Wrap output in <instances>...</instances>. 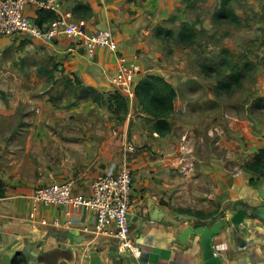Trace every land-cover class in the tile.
<instances>
[{"label": "crops", "instance_id": "1", "mask_svg": "<svg viewBox=\"0 0 264 264\" xmlns=\"http://www.w3.org/2000/svg\"><path fill=\"white\" fill-rule=\"evenodd\" d=\"M61 3L62 13L72 19L77 4L90 6L93 15L85 17L88 30L108 28L113 31L114 27L117 34L120 30L125 32L118 35L121 38L129 33L124 16V21L118 25L115 22L114 12H118L119 7L111 0H61ZM86 62L89 67L77 71L82 84L103 94L112 93L109 90L116 87L113 78L118 67L117 53L102 48L94 58L88 56ZM111 74L115 76L112 78ZM126 98L129 113L133 107L142 113L135 95ZM22 101L29 104L32 115L11 117V121L22 124L17 135L22 141L10 142L0 154V264H13L19 253L26 256L29 264L30 259H34L30 251L38 254L35 264H204L200 236L191 235L187 241H182V232L188 225L198 227L219 220L223 221V227L213 236L212 246L223 264H264V221L252 215L255 208L264 205L261 196L264 190V144L261 146L258 140L252 143V153L256 154L249 161L254 163L261 157L260 171L247 170L245 166V171L229 174L220 161L216 165H206L202 164L203 160L196 168L198 158L194 153L184 154L179 149L178 157H174L178 149L168 153L164 142L168 135L161 137L152 133L143 139L145 147L136 146L134 152H127L128 141L140 138L138 134L131 137L130 122L115 129L114 122L106 121L108 117L100 119L98 113H91L92 110L81 122L76 119L73 123L69 117L60 116L66 120L67 135L52 133L49 123L59 118L52 116L49 100L31 97ZM14 102L11 107L19 113V101ZM84 104L85 100H82L73 108L85 112ZM37 108H40L39 112ZM43 111L44 115L41 114ZM5 124L2 129L6 128ZM259 128L264 137V123ZM7 137L10 135L3 136ZM182 156L188 159L185 165L190 166L188 179L181 175L184 181L179 176ZM124 165L130 168L133 176L130 224L131 236L141 250L138 259L121 253L119 241L113 235L95 233L96 218L92 211L83 207L37 206L31 200L37 185L70 179L75 180L74 193L90 195V186L96 177L110 171L117 173ZM195 168L201 173L198 177H192L196 174ZM200 178L208 187V199L199 197L198 189L203 188ZM212 184L214 191L209 188ZM184 192L185 200H181L180 195ZM179 205L191 209V213ZM240 210H244V218L235 224L232 218ZM198 211L213 215L199 218L195 215ZM54 251L59 253L44 256Z\"/></svg>", "mask_w": 264, "mask_h": 264}, {"label": "rangeland", "instance_id": "2", "mask_svg": "<svg viewBox=\"0 0 264 264\" xmlns=\"http://www.w3.org/2000/svg\"><path fill=\"white\" fill-rule=\"evenodd\" d=\"M111 1L119 7L118 12H114L115 22L118 25L126 18V29L129 30L127 36L121 38L118 35L125 32L120 30L117 34V29L112 28L118 41V59L138 65L137 81L143 75L162 74L178 92L177 110L172 117L173 130L164 140L168 153L178 149L173 155L177 158L180 147H185L188 153L197 156L196 168L204 160L202 164L206 165H216L220 161L229 174L239 173L242 169L245 171L246 163L256 154L252 153V143L258 140L261 146L264 144L259 128L264 123V108L257 105V99L264 97V0H234L238 23L215 21L214 14L221 0ZM183 22H187L195 32V43L191 46L179 40ZM158 25L170 30L171 34L157 37L155 29ZM87 57L82 44L69 39L46 44L23 34L0 35V154L4 146L7 148L10 142L19 140L18 129L22 124L11 121V117L26 118L24 114L30 115L29 104L22 100L31 97L47 98L51 103L52 116L59 118L49 123L52 133L67 135L66 120L60 116L69 117L73 123L76 119L81 122L92 110L91 113H98L100 119L108 117L106 121L114 122L115 129H121L127 121L130 122L131 137L135 134L140 137L134 142L131 139V142L137 148L145 147L143 139L152 136L145 115L134 107L130 117V113L127 117L114 114L115 104L108 98L115 91H120L114 80L118 90L115 87L109 90L112 93H104L107 101L101 105L81 99L73 94L70 87H65L68 78L73 80L71 76L77 75L78 70L89 67ZM237 72L244 77L241 86L234 88L232 93L218 90L220 80H227ZM113 75L110 76L113 78ZM82 100H85L82 105L85 112H80L78 107L73 108ZM14 101H19L17 108L20 114L11 107L16 103ZM41 114L44 115V111ZM4 124L7 126L2 129ZM7 135L10 137L3 138ZM196 168L192 177L201 174ZM180 173L183 181V177L188 179L186 173ZM202 186L200 190L197 188L199 197L208 199V187L203 181ZM209 188L210 191L215 190L213 184ZM180 196L185 200L186 193ZM179 208L189 209L181 205Z\"/></svg>", "mask_w": 264, "mask_h": 264}, {"label": "built area", "instance_id": "3", "mask_svg": "<svg viewBox=\"0 0 264 264\" xmlns=\"http://www.w3.org/2000/svg\"><path fill=\"white\" fill-rule=\"evenodd\" d=\"M38 11L55 12L57 17L39 25L35 20ZM16 34H23L46 44L62 38L80 42L91 59L102 48L113 53L118 51V41L111 29L89 31L86 19H72L62 13L61 0H0V35ZM139 72L140 68L135 63L118 59L117 73L113 80L125 97L135 95ZM180 149L184 154L188 151L185 147ZM125 150L134 152L136 147L129 140ZM186 160V156L180 158V171L188 174V167L184 163ZM74 188V179L41 183L35 187L31 200L37 206L72 209L83 207L92 211L96 218L95 233L113 235L119 241L121 253L138 259L141 250L131 236L133 176L130 168L124 165L117 173L110 171L96 177L91 183L90 195L76 194Z\"/></svg>", "mask_w": 264, "mask_h": 264}, {"label": "trees", "instance_id": "4", "mask_svg": "<svg viewBox=\"0 0 264 264\" xmlns=\"http://www.w3.org/2000/svg\"><path fill=\"white\" fill-rule=\"evenodd\" d=\"M233 1L234 0L220 1V7L214 14L215 21H225L228 23L239 22L238 14L233 8ZM92 13L93 9L85 4H77L73 9V14L78 18L91 16ZM35 17L36 23L43 25L44 23L56 19L57 14L51 11H38ZM181 26V30L178 34L179 40L187 46L193 45L195 43V32L187 22H183ZM155 31L157 37L160 38L167 37L171 34L170 30L165 29L161 25L156 26ZM72 77L73 80L70 78L67 79L65 87H70L74 95H78L81 99L92 100L94 103L100 105L107 101V98H105L104 94L99 92L98 89L82 84L76 74L71 76V78ZM243 79L242 73L237 72L227 80H220L217 88L220 91L232 93L234 88L242 85ZM75 82L77 84L76 86H74ZM134 93L139 102L140 112L145 115L150 132L157 133L161 137L169 135L173 130L170 119L176 111L175 99L178 96V92L174 85L164 76L152 73L143 75L139 78ZM108 98L115 104V116L124 117L129 113L128 99L122 92L116 91ZM257 105L259 108H264V97L257 99ZM245 166L247 170L256 169V171H260L263 166L262 159L261 157H257L256 162H248ZM195 215L205 219L211 217L210 215H213V213L207 215L204 214V212L198 211ZM26 262V256L23 253H19L13 264H27Z\"/></svg>", "mask_w": 264, "mask_h": 264}, {"label": "water", "instance_id": "5", "mask_svg": "<svg viewBox=\"0 0 264 264\" xmlns=\"http://www.w3.org/2000/svg\"><path fill=\"white\" fill-rule=\"evenodd\" d=\"M261 196L264 199V190L261 192ZM243 211L240 210L238 212H235V215L232 218L233 223L235 224L241 223V221L244 218ZM252 215L264 221V205L255 208ZM222 227H223V221L221 220L198 227H193L191 225H188L187 227L184 228L181 239L182 241H187L191 235H199L200 244L203 251V257L205 259L204 264H223L220 257L216 254L215 248L212 246L213 236L218 234ZM56 253H59V251L49 252L44 254V256L52 257ZM30 254L32 255V257L34 256V259H36L38 256V254L35 255V253L31 251ZM34 259H30L29 264H35L36 261Z\"/></svg>", "mask_w": 264, "mask_h": 264}]
</instances>
